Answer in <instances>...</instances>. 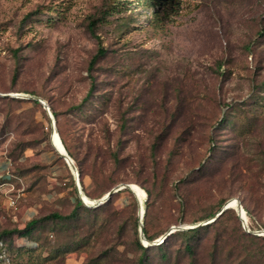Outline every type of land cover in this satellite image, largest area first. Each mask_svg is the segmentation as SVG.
Masks as SVG:
<instances>
[{
	"label": "rangeland",
	"instance_id": "obj_1",
	"mask_svg": "<svg viewBox=\"0 0 264 264\" xmlns=\"http://www.w3.org/2000/svg\"><path fill=\"white\" fill-rule=\"evenodd\" d=\"M149 1L0 0V264H264V0Z\"/></svg>",
	"mask_w": 264,
	"mask_h": 264
},
{
	"label": "trees",
	"instance_id": "obj_2",
	"mask_svg": "<svg viewBox=\"0 0 264 264\" xmlns=\"http://www.w3.org/2000/svg\"><path fill=\"white\" fill-rule=\"evenodd\" d=\"M145 4L152 9V11L154 12H157V10H155V6L153 4H150V1L149 0H145ZM145 4H142L143 6H145ZM104 54V51L102 49H99L97 54L95 55V57L93 58V60L91 61V64H90V67H92V65L94 64V61L96 60L97 57H100ZM91 88L89 89L87 95L85 96V99L86 100L88 97H90L92 95V90H93V87L90 86ZM52 116L54 118L57 117V114L55 112L52 111ZM59 139L61 141V144L64 148V150L67 151V147L65 145V142L62 138V136H60L59 134ZM80 172H79V176H80ZM74 193H76V189L74 188ZM125 191L127 192H130L131 194V191L128 189V188H125ZM147 194H149L148 191H145ZM110 198V197H109ZM135 201V200H134ZM227 204L226 203V200H223L221 201L215 208L214 212H211L210 214L206 215L205 217H203L202 219H200L198 222H200L201 220H210L213 218V221L215 222L216 220L218 219H221L222 217L226 216L227 214H230V213H233V210L232 209H227V210H224L221 212V214L216 217V215L222 210V208L224 207V205ZM81 205V201L79 199V197L76 195L75 196V204H74V209L73 211L68 215V216H65V217H61L60 215L58 214H49L45 217H42V218H34L32 220H30L27 224H25V227L24 229L22 230H2L0 232V245L1 247H3L5 245V240L7 237L13 235V234H16L18 237H24V238H27L29 240V242L31 243H37L36 240H33V233L34 231L36 230V227L38 225H41L43 224L44 222H49L51 220H60V219H70L71 217H74L76 215V208L79 207ZM247 214V212H246ZM209 225V224H208ZM208 225H205V226H199V227H196V228H193V229H188L186 231H179V232H175L173 234H171L173 237H176V236H182L184 237V246L187 250H189L188 253H191V247H190V244H188V242L190 241V239H192L194 236H197L200 234V232L202 231H205L207 229V226ZM143 237L144 239L146 240V242L150 243L154 240L153 237H150V236H147V234L145 233V231L143 230ZM264 239V238H263ZM141 240L139 239L138 237V234H137V231H136V244H137V248L142 251V252H145L146 251V247L142 246L141 245ZM2 249V248H0ZM34 247L31 246V248H29L28 251L30 250H33ZM215 249V247H214ZM21 249L20 248H17V251H20ZM216 251V250H215ZM0 255H1V252H0ZM191 255V254H190ZM194 258V256H192ZM138 264H144V260L142 258L139 259L138 261Z\"/></svg>",
	"mask_w": 264,
	"mask_h": 264
},
{
	"label": "water",
	"instance_id": "obj_3",
	"mask_svg": "<svg viewBox=\"0 0 264 264\" xmlns=\"http://www.w3.org/2000/svg\"><path fill=\"white\" fill-rule=\"evenodd\" d=\"M37 101L40 103V105L43 106V108H44V110L46 111L48 117L51 118L52 116H51V113H50L49 108L47 107V105H46L43 101H41V100H39V99H37ZM54 135H56V137H57V139L59 140V143H60V139H59V137H58V134H57V132L55 131L54 126H52L51 140L53 139V136H54ZM63 150H64V149H63ZM57 153H58V152H57ZM58 154H59V156H62V157H63L64 161H65V162L67 163V165L70 166V168L72 169V171H73V175H74V181H75V184H76L77 189H78V188H79L78 174H77L76 169L73 167V163H72L71 159L67 156L65 150H64V154H60V153H58ZM118 188H119V187H118ZM118 188H114L112 191L108 192V193L106 194L104 200H107V199H108L113 193L117 192ZM122 188H129V189H130V185H123ZM234 208L237 209L239 219H240L242 222H244V221H245V219H244V212H243V209H242L241 205L239 204V202H238L237 200H234V204H233V205L230 204V203L225 204L224 207L222 208V210L216 215V217H218V216L221 214L222 211L227 210V209H234ZM140 217H141V216H140ZM139 234H140V237H141V240H142L143 244L146 245L147 242H146V240L144 239L141 230H139Z\"/></svg>",
	"mask_w": 264,
	"mask_h": 264
},
{
	"label": "bare ground",
	"instance_id": "obj_4",
	"mask_svg": "<svg viewBox=\"0 0 264 264\" xmlns=\"http://www.w3.org/2000/svg\"><path fill=\"white\" fill-rule=\"evenodd\" d=\"M52 142L56 146V148H58L57 152L60 153V154H64V150H63L64 148H63V146L61 144V141L59 143V140L57 139L56 135L53 136V139L51 140V143ZM131 188H132V191L135 193L137 199L139 200L140 205L142 206L143 199H144L143 192H141L140 188H138L136 185H133ZM83 201H84V198H83ZM233 204H234V202L232 203V205ZM143 205H144V203H143ZM140 214H143V208H141ZM244 218H245V216H244Z\"/></svg>",
	"mask_w": 264,
	"mask_h": 264
},
{
	"label": "crops",
	"instance_id": "obj_5",
	"mask_svg": "<svg viewBox=\"0 0 264 264\" xmlns=\"http://www.w3.org/2000/svg\"><path fill=\"white\" fill-rule=\"evenodd\" d=\"M6 170H7V163L5 162V163H2L0 165V171L1 172H4V174H5L6 173ZM3 178H4L5 182H7L6 180L9 179V177L8 176H5V175H3Z\"/></svg>",
	"mask_w": 264,
	"mask_h": 264
}]
</instances>
